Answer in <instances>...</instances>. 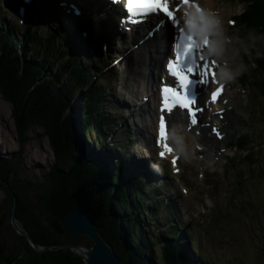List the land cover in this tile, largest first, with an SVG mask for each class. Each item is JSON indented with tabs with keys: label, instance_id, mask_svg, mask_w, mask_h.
<instances>
[{
	"label": "trees",
	"instance_id": "obj_1",
	"mask_svg": "<svg viewBox=\"0 0 264 264\" xmlns=\"http://www.w3.org/2000/svg\"><path fill=\"white\" fill-rule=\"evenodd\" d=\"M242 2L243 11L235 21L254 35L251 57L264 77V0ZM31 25L27 26L23 38L16 39L14 35L18 25L6 26L0 22V95L10 105L18 145L23 147L31 140L45 137L58 160L44 179L32 183L35 185L31 188L26 186L25 191L20 185L30 184L19 177L18 156L17 160L0 158V187L7 192L2 207L10 215L15 200V219L40 245L82 243L81 237L67 233L59 223L62 215L81 202L97 231L112 245L120 264H155V243L159 244L166 264H207V258L199 253L193 258L182 253L183 246L178 242L181 229H177L171 221L172 229L168 224L165 231L158 233L148 225L151 218H155L156 203H160L162 211L166 210V214L174 218V200L165 204L159 202L161 199L157 198L161 192L156 187H150L149 176L144 173L132 176L121 160L108 167L107 158L123 146L120 144L121 136L109 139L112 133L109 124L115 119L103 109L105 94L102 83L96 81L89 85L95 77L88 72L89 65H80L78 55L69 56V48L59 40L57 33L48 34L44 41V36L31 29ZM54 69L57 72L47 77L48 71ZM261 90L264 92L263 88ZM80 91L78 105L74 106L73 98ZM34 131L37 133L31 135ZM248 133L243 134V139L242 136L236 137L235 148L244 153L243 157L251 159ZM83 140L88 141L89 149ZM105 148L109 154L100 155ZM62 162L61 170L58 165ZM25 192H35L37 203L32 205ZM150 197L154 201L147 204ZM104 216L114 224L113 232L105 227ZM43 219L48 228L43 226ZM0 240L4 241L3 238ZM0 264L83 262L69 248L36 251L25 237L17 234L7 252L0 256Z\"/></svg>",
	"mask_w": 264,
	"mask_h": 264
},
{
	"label": "rangeland",
	"instance_id": "obj_2",
	"mask_svg": "<svg viewBox=\"0 0 264 264\" xmlns=\"http://www.w3.org/2000/svg\"><path fill=\"white\" fill-rule=\"evenodd\" d=\"M205 4L207 6L205 13H209L210 9V11L218 9L217 15L223 22L224 33L227 32L226 35L230 37L229 40L220 45L218 55L222 57V54L225 53L226 60L229 59L230 61L231 69L230 74H227L229 77L227 82L229 83L228 98L224 102L221 114L222 123L217 135L204 132L198 140H196V128H189L187 120L184 128L178 127L179 130L184 129L185 134H187L183 136L181 158L174 164L176 169H173V162L169 158L162 159V165L167 166L168 173L162 175V178L156 182V189L161 192L157 199H161L159 202L164 204L169 198L174 200L176 205L174 219H177L179 223L172 224L177 229H181V238L178 237V242L181 244L180 246H183L182 253L184 252L185 255L193 258L195 257L194 254L199 253V255L207 258V264H264V92L261 90V88L264 89V77L259 73L260 70L251 57V44L254 35L244 25L238 26L235 21L243 11L244 2L242 0H206ZM3 10L0 8V12ZM7 11L9 12V10ZM10 12L7 23L19 24V28L24 29L27 25L26 20H20ZM37 13L40 12L37 10ZM30 16V14L27 15L29 19H31ZM38 21L43 23L40 18ZM37 26L39 35L46 37L48 32L54 33L58 29L62 30L61 27L55 25L49 29H44L39 24ZM62 31L66 33V31ZM63 32L60 31V40L65 41ZM18 36L20 35L16 34L15 38ZM66 36L73 40L71 47L76 48V41H74L76 36L69 32L66 33ZM46 37H44V41H46ZM90 47V49L88 47L81 48L84 52L81 60L90 63L88 72L92 73L91 70L93 69L94 73L97 74V78H94L93 81H100L106 88L113 87L115 89V94L109 93L107 95V102L105 99L106 110L112 111V107L114 109L116 106L118 107L116 100L121 102L123 99H130L129 103L134 104L135 99L140 98V92H137L138 83L136 79L141 80L135 67L125 63L126 61L117 62L116 66L110 67L115 56L119 55L116 52L121 53L122 47L117 48L115 45H111L109 47L111 51L106 53H103L101 44L96 46L97 51L94 47ZM20 48H23V44L20 45ZM86 48L90 55L91 53L94 54L92 60L88 55L85 57ZM80 63L82 62L80 61ZM55 72H57L56 69L48 71L47 77H52ZM123 82L127 86L119 91L117 88H120L119 85ZM105 91L108 93L110 90L105 89ZM81 94L82 91L74 96L72 105H78L77 97ZM110 99L112 100L110 101ZM119 112L121 114L123 110L121 109ZM11 115L10 105L0 95V158L17 160L16 156H18V165L21 168L19 177L30 184H22L20 187L27 191L26 186L31 188L36 184L35 182L44 179L58 159L48 146L45 137H38L20 147L16 141V130ZM125 117L128 116L125 115ZM207 119L213 120L214 114H209ZM128 122V126L132 128L128 134L131 139L135 138V144L131 146V142L129 146L125 145V143L128 144L126 140L128 136L123 134L122 137L119 133L118 136H121L120 144L123 143L124 148L122 150L117 148V152H112L109 157L111 161H108L107 158L108 167L115 166L118 157L119 160L124 161V165L127 163L132 169L143 167L157 175L154 170L157 165L150 161L152 154L149 156L147 151L142 150V138L147 143L146 136L148 133L153 134L152 128L148 125V129L143 123L142 128H139L134 123L132 125V120H128ZM178 123H180L179 120L171 121V133L173 135H176L177 126L175 125ZM246 131L249 132L247 142L251 148L249 150L251 159L243 157L242 151L233 149V145L237 144V141L234 142L236 137ZM138 132L139 136L142 134L140 140L133 137ZM36 133L37 131H34L31 135ZM83 141L89 149L88 141ZM195 143L196 146H194ZM103 150L100 155L109 154L108 149ZM131 152L134 153L132 160L126 159L128 153L132 156ZM229 157L230 160L233 158L234 160L227 161ZM140 159H148V162L141 163ZM168 163H172V165ZM61 167H63V162L58 165V168L62 170ZM11 178L12 176L9 177V179ZM155 186L152 185V188ZM35 192L38 191L35 190ZM35 192H25L24 194L32 205L37 203L38 195ZM6 194L7 192L0 187V209L3 210L6 209L2 207ZM162 197L166 199L162 200ZM153 201L154 198L150 197L146 202L152 204ZM156 206L158 207L155 210V218H151V223L148 225L154 232L158 233L165 231L166 226L172 220V215L169 214L168 216L166 210L162 211L163 207L160 203H156ZM5 211L3 221H9L3 222V224L7 225L9 230L11 228V231L17 235L18 233L12 227L10 215L7 210ZM0 212L2 211L0 210ZM170 212L174 213L173 210ZM104 220L105 227L113 232L115 230L114 224L109 222L107 216H104ZM16 222L19 224L18 220ZM46 225L43 226L47 227ZM19 226L22 227L20 224ZM100 235L105 239L102 234ZM5 237L8 245L14 242L15 236L6 235ZM0 238L3 237L0 236ZM80 240L83 244L90 243L83 237ZM153 256L155 264H166L161 257L160 247L157 243L153 244Z\"/></svg>",
	"mask_w": 264,
	"mask_h": 264
},
{
	"label": "bare ground",
	"instance_id": "obj_3",
	"mask_svg": "<svg viewBox=\"0 0 264 264\" xmlns=\"http://www.w3.org/2000/svg\"><path fill=\"white\" fill-rule=\"evenodd\" d=\"M205 1L206 0H193V3L195 5L202 7L203 9L202 11L204 12H201V15H198L195 12L194 7L191 5H184L181 3L177 8V13H178V19H177L178 24L177 25L179 27H183V28L185 27V25L182 23V21L185 19V17L183 16L184 12H187L189 14V18L194 19L195 21H199L201 19L203 20V25H199V24L196 25V28H197L196 36H199V38L201 39L207 38L208 45L206 48H202L199 46V49H200L198 51L199 56L203 55L206 61L215 60L216 62L214 65L211 63L209 64V68L215 74L216 83H211V79H209V83L202 84V98H200L201 100L199 102L200 103L199 111L201 113H198V115H199V119L201 117L203 122L202 121L200 122V120L199 121L197 120L198 122L192 123L193 127H195L197 130L196 140H198L204 132L210 133V134H216V135L219 132L220 127H221L220 124L222 123L221 122L222 121L221 120L222 107L224 106V102H226V99L228 98L227 89L229 88V83L227 82H228L229 77L227 74H230V71H231L230 64H229L230 61L229 59L226 60L225 53L224 55L222 54V57L218 56L219 51H220V45L224 41L229 40L230 37L226 35L227 32L224 33V29L222 25L223 22L221 21L219 15H217L218 9L212 10V11H210L211 10L210 9L209 13L207 12L205 13V8L207 7L205 4ZM5 3L9 5L10 9L16 13L17 18L26 19L27 15L30 14L35 19L40 18L41 22H43L44 29H49L51 26L55 25L56 27H61L62 30L66 31V33L69 32L72 34V32H74L73 34H76L77 37L80 38V41H81L77 43V45L75 46L76 47L74 48L75 52H77V50H80L83 47L84 48L88 47L90 49L91 48L90 46H92L96 49L95 45H98V44L100 45L101 43L102 44L104 43L105 45V42L112 44L114 42L112 35H115L116 33L115 24H113V22L109 18L104 19L105 17H102V15L95 14L94 9H91L90 14L87 15V17L82 20L83 22L86 23V25H84V27L79 30L77 27L73 26L72 25L73 23L71 22L70 24L66 25L67 23L64 22L63 20L64 18H61L64 16L62 13H59V15L57 13L56 14L54 13V11L52 10V0H32L30 3H28V5L39 10L40 13H39V16H37L38 18L36 17V14L38 13H35L34 11H27L26 13H24L25 16L24 14L18 12L17 9H15L13 6L14 3H16L15 0H6ZM20 31L22 30L20 29ZM17 33L20 34L19 32ZM167 34L168 33L165 31H159V33L156 36L149 37L146 31L144 32L141 29H139V31H135L134 33H130L128 35L132 39L131 41L128 42V39H127V41L124 42V44L126 45H131L132 50H130L129 53H126L128 51L127 50L128 48H127L126 49L127 51L125 50L126 52L125 51L122 52L123 54H121L120 52H116V54L118 55L119 53V55L123 57V60L126 61L125 63L134 66L135 68L138 69V71L143 70L144 73L146 74L144 75L145 76L144 80L149 81L154 75V73H152L151 71H153V68L157 69L156 66H158V65L155 66L156 60H157L156 57H158V55L160 54H164L165 53L164 51L167 49V46H168L167 44L168 35ZM84 43H86L87 45ZM85 53H86L85 57H87L88 55L90 57V60H92V58L94 57V54L91 53L90 55L89 54L90 52H88L87 48H86ZM214 53H216V55H214ZM125 54L127 55V57L125 56ZM164 58L165 59L167 58L166 53H165ZM199 64H201V61L197 65ZM151 65H153L152 66L153 68H150V73H149L148 68ZM198 70L201 71L200 68H198ZM145 84L146 83H143L141 87H139L141 91L144 90ZM217 84H221L222 89H221L220 95L217 97L216 101L213 103L211 101L210 94L213 88H215L214 86ZM156 96H158V93L156 94ZM144 99L145 97L142 93L140 98H136L135 99L136 102L132 105L129 103L130 99L128 100L126 99L125 101L126 111H128V114H129V111L131 110L129 115H131L133 122H135L139 128L140 126L142 128L143 124L141 123L147 122L150 116L148 112L151 109L148 108V106H146ZM120 105L123 106V103H121ZM212 113H217V114H214L213 120H208L207 119L208 115ZM166 115L170 121L179 120L180 123H178V125H175L177 126L175 137H173V134H172L166 137L165 139H162V138L160 139L161 143L158 145L159 148L157 149L158 151L157 153H158V156H164L170 159L176 157L177 159V157H180V154L182 152L181 144L183 143V136L187 135L185 134L186 131L184 129L179 130L178 127L183 128L185 126V123H186L185 120H186L187 115L185 113H180L179 111L175 109H173L172 112H166ZM144 125L148 126L150 124L147 123ZM146 132L148 133L147 130ZM141 136H139V138H142ZM146 138L149 142V133H148V136H146ZM132 139L134 140L135 138H132ZM142 140H143V145L147 144L143 138ZM234 142H236V140ZM170 143H172L173 146ZM167 144H168V149L170 150H165L163 148L164 145H167ZM236 145L237 144L233 145V147H236ZM194 146H196V143ZM161 153H163V155H161ZM227 161L231 162L229 158H227ZM140 162L145 163L147 162V160L140 159ZM127 167L130 169L129 164H127Z\"/></svg>",
	"mask_w": 264,
	"mask_h": 264
},
{
	"label": "snow or ice",
	"instance_id": "obj_4",
	"mask_svg": "<svg viewBox=\"0 0 264 264\" xmlns=\"http://www.w3.org/2000/svg\"><path fill=\"white\" fill-rule=\"evenodd\" d=\"M117 3H122L124 0H116ZM184 5H191L196 7V11L200 12L201 9L199 6L193 3V0H127L128 10L132 15H143L150 12H157L163 14L164 17L167 18V22L173 29L174 36L179 38V45L178 47L182 49L183 56L187 59L190 55L195 57L198 54V41L197 37L188 31V28H192L197 24L203 25V20L195 21L194 19L189 18V14L187 12L183 13L185 19L182 23L185 25L184 28H180L178 25L175 24V21L178 19L177 8L180 4ZM171 4V6H170ZM208 45V40L205 38L200 44V47L206 48ZM177 60H179V54H177ZM201 64H195L194 60L189 63L188 66V74H185L181 71H178L176 68V62L173 60H169L168 63V70L170 74L176 77L181 84V87H188L193 84L202 83L207 84L209 83V79H211V83H216L215 74L209 68V64H215V60L206 61L203 55H200ZM196 68H200L201 71L197 72ZM189 74L193 77H198V79H189ZM163 91L170 93L171 95L175 96L180 107L189 109V113L192 114V109L190 108V102H186L183 97L179 95V93L174 92L170 88H165ZM221 89L217 88L215 91L211 93V101L214 103L217 97L220 95ZM195 119H193V123H195ZM161 125H163V119L161 120ZM165 150L168 149V146L165 145ZM163 155V153H161Z\"/></svg>",
	"mask_w": 264,
	"mask_h": 264
},
{
	"label": "water",
	"instance_id": "obj_5",
	"mask_svg": "<svg viewBox=\"0 0 264 264\" xmlns=\"http://www.w3.org/2000/svg\"><path fill=\"white\" fill-rule=\"evenodd\" d=\"M80 97V96H79ZM77 97V100L78 98ZM16 202L12 205L10 217L14 231L27 239L29 244L36 251H44L50 248H69L82 258L83 264H120L119 257L115 254L112 245L107 242L97 231L96 225L86 214L83 204L78 202L69 213L59 218V223L64 227L67 233L78 237H83L89 244L83 243H61L40 245L37 244L29 235L26 229L20 227L14 217ZM5 243L0 241V254Z\"/></svg>",
	"mask_w": 264,
	"mask_h": 264
},
{
	"label": "flooded vegetation",
	"instance_id": "obj_6",
	"mask_svg": "<svg viewBox=\"0 0 264 264\" xmlns=\"http://www.w3.org/2000/svg\"><path fill=\"white\" fill-rule=\"evenodd\" d=\"M2 216H1V218H0V236H2L3 237V240L5 241L4 243H5V246L2 248V254H0V256H3L6 252H7V250H8V242L6 241V235H8V236H15V238H16V234L13 232V231H11V228H10V230H9V227H7V225H4L3 224V222H6V221H9V220H4L3 221V219H4V213L2 212V213H0ZM15 240V239H14Z\"/></svg>",
	"mask_w": 264,
	"mask_h": 264
}]
</instances>
